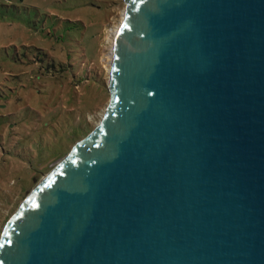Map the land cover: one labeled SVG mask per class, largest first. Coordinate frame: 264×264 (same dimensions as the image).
<instances>
[{
    "label": "water",
    "instance_id": "95a60500",
    "mask_svg": "<svg viewBox=\"0 0 264 264\" xmlns=\"http://www.w3.org/2000/svg\"><path fill=\"white\" fill-rule=\"evenodd\" d=\"M123 1L100 122L0 264H264V0Z\"/></svg>",
    "mask_w": 264,
    "mask_h": 264
},
{
    "label": "rangeland",
    "instance_id": "374dc122",
    "mask_svg": "<svg viewBox=\"0 0 264 264\" xmlns=\"http://www.w3.org/2000/svg\"><path fill=\"white\" fill-rule=\"evenodd\" d=\"M124 9L123 0H0V236L100 122L110 99L107 37Z\"/></svg>",
    "mask_w": 264,
    "mask_h": 264
},
{
    "label": "bare ground",
    "instance_id": "6f19581e",
    "mask_svg": "<svg viewBox=\"0 0 264 264\" xmlns=\"http://www.w3.org/2000/svg\"><path fill=\"white\" fill-rule=\"evenodd\" d=\"M124 14V13H123ZM123 18V17H122ZM120 24V23H119ZM119 24L118 25H116V26H114V30H113V32H111L110 34H108V37H107V39L109 40V42L111 43V47H110V52L108 53V56H109V63L111 62V57H112V41H113V38L111 39V34L114 36V34H115V32H116V30H117V28H118V26H119ZM110 67V66H109ZM109 70V69H108Z\"/></svg>",
    "mask_w": 264,
    "mask_h": 264
}]
</instances>
